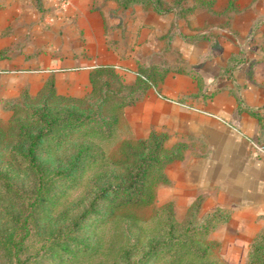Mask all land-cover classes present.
<instances>
[{"label": "crops", "instance_id": "crops-1", "mask_svg": "<svg viewBox=\"0 0 264 264\" xmlns=\"http://www.w3.org/2000/svg\"><path fill=\"white\" fill-rule=\"evenodd\" d=\"M69 2L62 22L47 23L46 0H0V95L22 89L34 95L50 82L57 94L79 98L89 93L90 74L101 66H112L126 85L139 66L168 68L156 90L122 108V120L135 137L161 133L166 149L179 147V157L163 169V198L180 210L195 200L200 216L223 210L226 220L207 240L222 263H243L264 230V155L243 137L264 143V25L257 29L258 50L240 54L239 64L220 75L233 54L229 37L220 55L218 40L165 38L171 27L185 24L172 12L140 4L123 8L114 0ZM204 12L218 9L213 4ZM165 46L178 47L183 61L171 58ZM190 73L200 77L199 85Z\"/></svg>", "mask_w": 264, "mask_h": 264}, {"label": "trees", "instance_id": "trees-1", "mask_svg": "<svg viewBox=\"0 0 264 264\" xmlns=\"http://www.w3.org/2000/svg\"><path fill=\"white\" fill-rule=\"evenodd\" d=\"M119 7L140 4L151 8L155 13L169 12L162 0H114ZM168 68L153 66L137 67L132 84H120L125 91L123 97L112 101L108 109H116L107 126L121 117L122 108L133 103L137 97L149 88H156V83ZM178 72V70H177ZM192 77L195 75L190 73ZM107 76L119 81L120 76L110 65L101 66L90 74V91L105 84ZM107 80V79H106ZM198 85L200 82L196 79ZM107 82V81H106ZM103 87V85H102ZM104 89V88H103ZM156 90V89H155ZM45 93L39 104L33 105L28 114V122L19 123L10 143L8 158H0V264H27L28 255L23 257L25 240L31 235L32 225L41 215L46 216L50 206L58 199L59 189L56 184L64 185L75 176H79L86 164L99 157L97 150L88 145L77 144L71 157L53 167L46 165L39 157L49 155L61 143L70 129L82 123L81 114L73 112V106H57L46 102L47 99L61 98L50 82L45 83L38 94ZM72 101L84 100L83 97H71ZM102 98L100 99V101ZM165 135L150 133L138 138L130 146L122 141V149L135 147L133 161L122 173L112 170L98 175L99 182L92 183L89 198L78 213L73 214L70 222L60 229L55 219H48V228L41 243L30 256V261L38 257L72 258L85 251L88 236L81 231V224L87 220L108 219L116 208L130 204H146L155 196L156 186L165 182V165L179 157V147H164ZM96 179V178H95ZM68 184V183H67ZM163 208L171 209L166 203ZM196 211L198 204L195 203ZM227 214L220 209L205 214L198 226L191 225V219L171 223L165 219V232L162 237H150L135 259L125 256L123 264H150L154 259L168 257L165 264H222L212 253L213 243L207 240V234L218 223L225 221ZM178 231L174 232L176 227ZM192 226V227H191ZM176 233V234H174ZM209 257V258H208ZM162 263V264H164ZM246 264H264V230L258 233L250 243L246 253Z\"/></svg>", "mask_w": 264, "mask_h": 264}, {"label": "rangeland", "instance_id": "rangeland-1", "mask_svg": "<svg viewBox=\"0 0 264 264\" xmlns=\"http://www.w3.org/2000/svg\"><path fill=\"white\" fill-rule=\"evenodd\" d=\"M162 1L164 6L170 10L169 12H172L171 15L175 17V20L179 19L185 23L180 28H177V25L171 27L167 36H164L165 38L172 40L174 37H181L198 39L202 42L218 40L220 55L223 52L224 45L222 46V42L224 39L226 37L233 39L234 46L230 47L233 54H230L225 66L219 68L220 75L226 72L227 66L231 68V65L239 64L242 59L240 54L258 50L255 38L258 37L256 34L259 33L257 29L260 28V25H264V0ZM213 4L216 5L218 12H214L212 15L207 12L206 14L204 11L209 10ZM211 20L212 23L208 22ZM243 27L246 29L245 33L241 30ZM176 29H180L181 32L178 33ZM174 48L164 47L175 61H183L184 57L180 55L179 48ZM169 49H174V51ZM206 50L208 51L210 48L207 47ZM160 56L158 59H161ZM159 68H163L162 65ZM188 71L194 72L193 69H188ZM117 74L120 76L119 81L107 76L105 84L96 86L93 93H87L84 96V100L72 101L70 95H60L64 99L55 100L51 98L46 100L51 105L73 106V112L82 115L80 117L82 123L70 129V132L63 137L53 152L47 156L42 153L39 158L49 167H53L57 163L58 165L59 163L62 164L69 155L71 157L75 146L79 143L97 150L99 157L92 163L86 164L83 172L67 182L68 184L63 186L60 183L56 184V189H61L60 196L55 204L50 206L46 216L41 215L42 213L39 214L40 216L32 225L31 235L25 240L22 255L23 257L28 255L27 260L29 262L27 264H123L122 259L125 256L129 259H135L139 255L148 238L162 237L166 229L165 219L168 218L172 224H175V222L178 223L186 217H190L191 225L198 226L202 223L200 219L203 216L199 215L198 210L196 211L195 200L180 210L171 200L163 198L161 186L158 184L155 189V196L149 203L120 206L115 209L113 215L103 221L98 219L84 221L81 224L80 232H84L88 236L85 251L77 253L72 258L38 257L35 261H30V256L45 236L48 228L47 220L55 219L56 227L60 229L66 227L71 216L78 213L81 207L86 204L90 196L91 184L95 181H101L97 180L98 175L110 170L114 173H122L133 161L132 153L139 151L135 147L126 148L125 151L122 149V141L127 140L131 146V144L135 145L134 140L143 138L131 135L122 117L119 116L117 123L107 126L109 118L116 115L117 112L116 109H108L107 106H111L112 101L123 97L125 93L119 87L120 84H125L124 79L121 74ZM195 78L200 81L197 74ZM44 95L45 93L38 94V92L31 95L26 93L24 89L9 98H3L0 95L1 159L8 158L7 150L18 124L28 122L31 106L39 104ZM166 203L171 204V209L168 212L166 207L163 208ZM1 206L3 203L0 201V208ZM175 227L174 232L178 231L176 225ZM166 259L168 257L154 259L150 264H162ZM223 262L221 263L228 264ZM241 264H246V260Z\"/></svg>", "mask_w": 264, "mask_h": 264}, {"label": "built area", "instance_id": "built-area-1", "mask_svg": "<svg viewBox=\"0 0 264 264\" xmlns=\"http://www.w3.org/2000/svg\"><path fill=\"white\" fill-rule=\"evenodd\" d=\"M47 2V11L44 13V19L49 22H62L68 13L69 8V0H46ZM227 126L231 127L232 130L237 132L240 135H243L241 132H239L235 127H232L229 124H226ZM243 137L247 140L248 145L253 149V151L257 155H264V143L253 140L249 137H246L243 135Z\"/></svg>", "mask_w": 264, "mask_h": 264}]
</instances>
